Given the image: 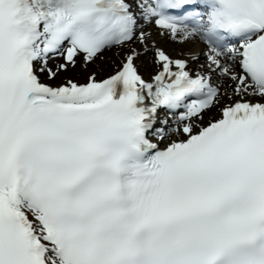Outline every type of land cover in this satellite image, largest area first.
I'll list each match as a JSON object with an SVG mask.
<instances>
[{
  "label": "snow or ice",
  "instance_id": "obj_1",
  "mask_svg": "<svg viewBox=\"0 0 264 264\" xmlns=\"http://www.w3.org/2000/svg\"><path fill=\"white\" fill-rule=\"evenodd\" d=\"M0 264H264V0H0Z\"/></svg>",
  "mask_w": 264,
  "mask_h": 264
},
{
  "label": "rangeland",
  "instance_id": "obj_2",
  "mask_svg": "<svg viewBox=\"0 0 264 264\" xmlns=\"http://www.w3.org/2000/svg\"><path fill=\"white\" fill-rule=\"evenodd\" d=\"M124 51H126V49H124ZM120 51H117V53H119ZM106 53V52H105ZM105 53L103 54L105 56ZM117 53L114 55V56H111V55H108V56H105V65L107 66L106 69H104L103 72L99 73V72H96V70L94 69V64L90 65L87 69H84L82 72L84 73H81L79 75H73L71 76V71L72 69H70L68 72H62L60 74H64V73H67L71 76V78L77 80L78 82L80 83H85L87 81V77L91 74V73H95L96 75V78L99 80V79H102L103 77L105 76H108V75H111L113 74L118 68H119V65H120V60L122 59V53L121 52V55L118 56ZM176 55H179V54H176ZM61 61L57 60V61H54L53 63H50V66L53 65V68L55 67V65L57 63H59ZM138 64V62H137ZM139 65V64H138ZM77 66H80V64L78 63ZM154 69L155 67L153 65H148L146 68H142L140 66V71L141 73L146 77V78H149L151 74H153L154 72ZM93 70V72H92ZM59 74V75H60ZM44 79L43 81L46 82V83H54V84H59L60 82L62 81H48L45 79L46 74H41Z\"/></svg>",
  "mask_w": 264,
  "mask_h": 264
},
{
  "label": "bare ground",
  "instance_id": "obj_3",
  "mask_svg": "<svg viewBox=\"0 0 264 264\" xmlns=\"http://www.w3.org/2000/svg\"><path fill=\"white\" fill-rule=\"evenodd\" d=\"M152 32H153L154 38L159 43H161L163 46H165L174 55L179 54L181 52H187L189 49L192 48V45H187V44L180 45V44H177V43L172 42L170 40H167V38H161V37H159L158 34H157V30L156 29H153ZM136 46L139 47L138 45H136ZM121 52H123V50L120 51L119 53H121ZM118 56H120V55H118ZM53 62L54 61H51L50 63H53ZM137 62L139 64V66H141L142 68H144V67L146 68L148 65H153L152 62H151V56L150 55L147 56V57H142L141 59L137 60ZM52 67H53V65H52ZM195 67H197V63H192L191 64V68L194 69ZM84 69L85 68L82 65L77 66L76 68L72 69V71H71V74L72 75L71 76H73V75H79L81 73H84V72H82ZM92 72H93V70H92ZM99 73H101V72H99ZM91 74H93V73H91ZM40 76H41V79L43 80L44 77L41 74H40ZM108 76H110V75H108ZM108 76H105L102 79L107 78Z\"/></svg>",
  "mask_w": 264,
  "mask_h": 264
},
{
  "label": "trees",
  "instance_id": "obj_4",
  "mask_svg": "<svg viewBox=\"0 0 264 264\" xmlns=\"http://www.w3.org/2000/svg\"><path fill=\"white\" fill-rule=\"evenodd\" d=\"M111 53H107V55L109 54V55H111V56H113L112 55V51H110ZM104 58V57H103ZM94 69L96 70V72H103L104 71V69H105V63L104 62H102V58H100V59H98L95 63H94ZM71 78V76L69 75V74H67V73H64V74H61V75H59L58 76V79L59 80H63V79H66V78Z\"/></svg>",
  "mask_w": 264,
  "mask_h": 264
}]
</instances>
